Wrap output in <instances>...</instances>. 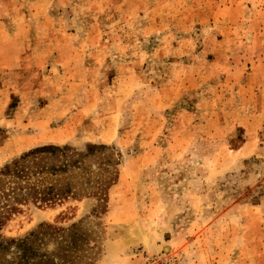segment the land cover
Returning <instances> with one entry per match:
<instances>
[{
    "label": "rangeland",
    "instance_id": "rangeland-1",
    "mask_svg": "<svg viewBox=\"0 0 264 264\" xmlns=\"http://www.w3.org/2000/svg\"><path fill=\"white\" fill-rule=\"evenodd\" d=\"M51 143L106 146L0 238L50 224L36 244L64 264H264V0H0V168Z\"/></svg>",
    "mask_w": 264,
    "mask_h": 264
},
{
    "label": "trees",
    "instance_id": "trees-1",
    "mask_svg": "<svg viewBox=\"0 0 264 264\" xmlns=\"http://www.w3.org/2000/svg\"><path fill=\"white\" fill-rule=\"evenodd\" d=\"M101 144H90L78 150L70 144H44L33 147L0 168V226L9 216L20 210L22 204L49 205L76 194L70 181L59 182L73 168H84V160ZM50 224L23 238H0V264H64V256L56 257L39 251L36 244ZM68 245V243H66ZM69 255L68 250H64ZM68 260V259H66ZM35 264V263H34Z\"/></svg>",
    "mask_w": 264,
    "mask_h": 264
}]
</instances>
